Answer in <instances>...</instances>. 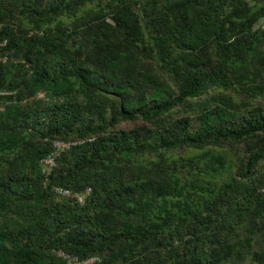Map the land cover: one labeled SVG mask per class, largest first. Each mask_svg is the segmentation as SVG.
I'll return each instance as SVG.
<instances>
[{
  "label": "trees",
  "instance_id": "16d2710c",
  "mask_svg": "<svg viewBox=\"0 0 264 264\" xmlns=\"http://www.w3.org/2000/svg\"><path fill=\"white\" fill-rule=\"evenodd\" d=\"M263 23L264 0H0V264H264Z\"/></svg>",
  "mask_w": 264,
  "mask_h": 264
},
{
  "label": "built area",
  "instance_id": "2783aa9c",
  "mask_svg": "<svg viewBox=\"0 0 264 264\" xmlns=\"http://www.w3.org/2000/svg\"><path fill=\"white\" fill-rule=\"evenodd\" d=\"M70 146V143H65L61 141L53 142V149L42 159L41 168L44 175H49L55 167L56 159L60 156L61 153L66 151ZM55 192L64 196V197H75L78 202L82 201L80 195H73L68 190L55 188ZM64 258L67 259L68 264H100V259L98 257H91L83 261H79L76 258H68L64 255Z\"/></svg>",
  "mask_w": 264,
  "mask_h": 264
},
{
  "label": "rangeland",
  "instance_id": "374dc122",
  "mask_svg": "<svg viewBox=\"0 0 264 264\" xmlns=\"http://www.w3.org/2000/svg\"><path fill=\"white\" fill-rule=\"evenodd\" d=\"M263 26H264V23H263Z\"/></svg>",
  "mask_w": 264,
  "mask_h": 264
}]
</instances>
